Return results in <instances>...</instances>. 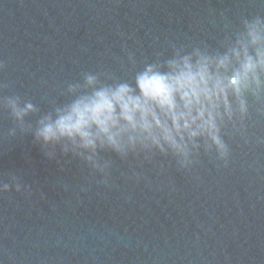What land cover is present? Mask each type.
<instances>
[{
	"label": "water",
	"instance_id": "1",
	"mask_svg": "<svg viewBox=\"0 0 264 264\" xmlns=\"http://www.w3.org/2000/svg\"><path fill=\"white\" fill-rule=\"evenodd\" d=\"M261 0H0V264H264V113L224 130L227 163L202 151L121 160L108 183L32 129L86 73L131 80L178 48L222 50ZM37 109L14 120L6 101ZM54 152L52 159L46 153Z\"/></svg>",
	"mask_w": 264,
	"mask_h": 264
},
{
	"label": "clouds",
	"instance_id": "2",
	"mask_svg": "<svg viewBox=\"0 0 264 264\" xmlns=\"http://www.w3.org/2000/svg\"><path fill=\"white\" fill-rule=\"evenodd\" d=\"M264 3V0H261ZM222 50L176 49L145 63L131 80L103 83L86 73L82 84H70L72 99L36 122L32 134L42 148H59L85 162L108 183L110 152L121 160L158 154L172 157L180 169L201 151L227 163L224 130H243L253 103L264 113V17L241 20ZM14 120L22 122L37 109L30 102L6 101ZM52 159L54 152L46 153ZM21 185L0 181V192Z\"/></svg>",
	"mask_w": 264,
	"mask_h": 264
}]
</instances>
